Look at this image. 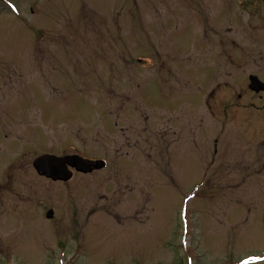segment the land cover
<instances>
[{
    "label": "rangeland",
    "instance_id": "1",
    "mask_svg": "<svg viewBox=\"0 0 264 264\" xmlns=\"http://www.w3.org/2000/svg\"><path fill=\"white\" fill-rule=\"evenodd\" d=\"M239 1L0 0V264H264V169L207 110ZM43 152L106 167L52 181Z\"/></svg>",
    "mask_w": 264,
    "mask_h": 264
},
{
    "label": "flooded vegetation",
    "instance_id": "2",
    "mask_svg": "<svg viewBox=\"0 0 264 264\" xmlns=\"http://www.w3.org/2000/svg\"><path fill=\"white\" fill-rule=\"evenodd\" d=\"M239 6V44L236 46L234 40L224 36L217 42L221 45L217 56L223 62L225 83L220 97L215 96L214 90L210 92L207 110L214 124L220 123V128L227 125L225 147L222 148L224 165L234 162L246 172L248 166L264 169V0H240ZM226 41L237 51L227 50ZM217 136L212 139L213 154L218 151L216 145L220 136ZM259 170L255 169L256 173ZM246 175L241 174L239 180H244Z\"/></svg>",
    "mask_w": 264,
    "mask_h": 264
},
{
    "label": "water",
    "instance_id": "3",
    "mask_svg": "<svg viewBox=\"0 0 264 264\" xmlns=\"http://www.w3.org/2000/svg\"><path fill=\"white\" fill-rule=\"evenodd\" d=\"M32 166L37 174L43 175L52 180L67 181L72 176L73 168L77 172L88 173L93 169H99L105 166V161H91L76 154H66L56 156L53 154H41L32 161ZM48 217L51 212H47Z\"/></svg>",
    "mask_w": 264,
    "mask_h": 264
}]
</instances>
